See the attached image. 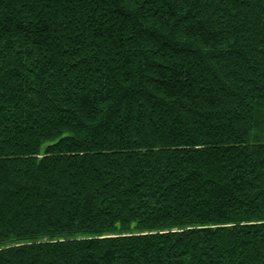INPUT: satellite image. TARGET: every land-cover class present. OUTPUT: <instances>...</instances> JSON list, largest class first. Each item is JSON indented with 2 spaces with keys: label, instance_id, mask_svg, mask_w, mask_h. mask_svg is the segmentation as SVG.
I'll return each mask as SVG.
<instances>
[{
  "label": "trees",
  "instance_id": "obj_1",
  "mask_svg": "<svg viewBox=\"0 0 264 264\" xmlns=\"http://www.w3.org/2000/svg\"><path fill=\"white\" fill-rule=\"evenodd\" d=\"M0 264H264V0H0Z\"/></svg>",
  "mask_w": 264,
  "mask_h": 264
}]
</instances>
